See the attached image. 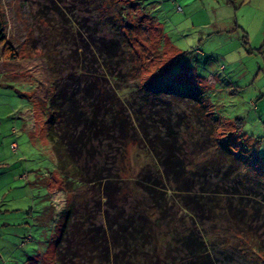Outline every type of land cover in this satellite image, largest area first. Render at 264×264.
I'll list each match as a JSON object with an SVG mask.
<instances>
[{
	"label": "rangeland",
	"instance_id": "obj_1",
	"mask_svg": "<svg viewBox=\"0 0 264 264\" xmlns=\"http://www.w3.org/2000/svg\"><path fill=\"white\" fill-rule=\"evenodd\" d=\"M0 5L7 40L22 57L38 58L32 64L45 70L50 66L54 79L75 66L102 88L117 90L116 82L130 88L121 97L132 117L152 114L145 120L157 133L167 130L163 119L170 122L195 172L180 187L159 161L153 148L161 150L159 142L143 145L137 134L125 145L96 139L80 163L89 178L101 176L104 183L101 191L75 185L74 221L82 231L91 230L113 257L125 245L118 229H110L118 202L134 216L131 230L146 226L145 240L123 247L130 264H180L186 253L179 238L186 229L208 237L215 264H249V257L264 264V0H0ZM98 37L121 41L118 60L97 57ZM39 71H10L0 59V264H56L74 197L63 182L66 149L52 134L59 123L56 111L34 98L45 93L37 79L45 74ZM138 83L160 84L188 100L168 95L148 102L132 91ZM98 99L100 107L107 105L106 98ZM206 113L218 122V140L245 166L230 172L231 162L222 170L208 164L214 147L203 139ZM107 185L116 194L112 204L105 198ZM81 244L85 255L75 264H109L101 246L96 251L91 243ZM121 257L118 264H126Z\"/></svg>",
	"mask_w": 264,
	"mask_h": 264
},
{
	"label": "trees",
	"instance_id": "obj_2",
	"mask_svg": "<svg viewBox=\"0 0 264 264\" xmlns=\"http://www.w3.org/2000/svg\"><path fill=\"white\" fill-rule=\"evenodd\" d=\"M94 36H90V39H94ZM98 42H96L95 49L97 52L98 58H103L105 61L113 62L115 59L118 60V57L123 52V46L119 39H110L104 40L98 37ZM96 40V39H95ZM85 48V46H83ZM0 49H2V55L0 59L5 61L6 67L10 71H30L32 74L39 75L41 71H44V80H39L40 76L37 78L39 82L42 83L44 89V96L41 98L40 96H34L36 99L40 100L42 103L50 104L51 107H54L56 111L55 119L59 122L58 125L53 126L52 134L56 135L59 138V142L66 149V159L62 161V174H66L67 177L63 178L64 187L72 195L71 202L69 204L68 211L65 212L66 215V224L64 227V231L60 240V248L58 249V256L55 260L56 264H75L78 260L84 258L85 248L82 246L81 242L86 245L87 242L91 243L93 246V250L97 249L99 251V246H101L105 252H102L105 259V263L113 264L119 263V253L122 254L121 260L126 264H130L131 260L130 253L127 252V249L123 250V247L128 246L129 243L139 242L142 238L145 240V232L143 225L140 227L135 226V231L131 230L129 227L133 226V215H127L124 208L118 206V202L114 203L116 199V194L111 193L109 186H105V198L109 204L114 203V207L112 210L118 211L116 224L114 221L110 226V229H118L122 240H125V245H120V249L114 253L113 257L110 256V252L106 246L103 247L101 244H97L95 241V236L92 237L90 232L91 230L82 231L80 226H77L79 221H74L76 210H77V201L75 198L74 190L76 191L75 185L78 182L84 184H91V190L95 191L96 189H100L104 183V179L101 176H97L95 178H89L90 172L86 170L84 167H81L82 159L86 156H83V153L91 154L93 149V142L96 139L104 141L117 142L120 144H124L128 142L132 135L137 134V137L140 136V142L143 145H147L149 142L154 146L157 142H159V147L161 150H157V146L153 147L156 153L159 155V161L164 168L168 177H173L179 184V186H183L184 182L187 179H190L192 176L193 170L189 168V166L185 163L184 157L181 155V140L178 137V132L172 128L170 122H166L163 119L164 127L167 126L166 131H162L163 129H158L160 132H152L149 129V124L145 120V118L151 117V115L141 114L140 116L132 117L130 111L128 110L127 104L122 100L123 96H127L125 93L129 89L125 86L117 84V90L114 89V85L104 86L103 88L98 85L97 81L94 79L92 81L90 79V75L86 76L84 70L79 69L73 66L72 71L67 76H63V79L55 78L52 74V69L49 66L46 70L43 66H34L33 62H36L38 58L35 57H22L7 40L6 34V26L4 21V15L2 12V7L0 5ZM89 49V46L87 47ZM86 49V53L87 50ZM92 52V51H90ZM93 53V52H92ZM92 55L93 54H87ZM81 56V55H77ZM93 58H96L94 55ZM86 60V55L84 56V62H88ZM80 63L79 58L77 59ZM29 65L32 67L29 68ZM46 71V72H45ZM114 79V74H111ZM111 88V89H110ZM39 90V85L37 87ZM35 90V93L40 92ZM132 91L135 92V96H141L144 100L151 102L150 98L155 96V99L162 98L163 96H174L176 98L188 100L187 95L184 93H179L173 91L169 88H164L160 84L156 87H152L150 85H142L141 83L135 84V87L132 86ZM121 92V94H120ZM139 94V95H138ZM106 98L105 104L106 106L100 107L98 102L100 100L98 98L101 97ZM150 97V98H148ZM108 98L111 100L116 99L117 104L112 105L108 102ZM94 102V103H89ZM130 99L127 100L129 102ZM121 102V104H120ZM131 102V101H130ZM132 103H134L132 101ZM198 107H202L199 105ZM205 107V106H204ZM202 107L201 109H204ZM104 108V110H103ZM142 109L141 106H138V110ZM102 109V110H101ZM150 113V112H149ZM100 118V119H99ZM159 118V117H158ZM203 118V117H202ZM206 123L209 124L207 127V131L203 134V139L207 142L211 143V147H214L213 153L210 151V158H208V164L218 168V170H222L226 168L228 162H231L230 166L227 168L228 171L231 172L232 168L239 167L240 165H244V162L238 157V154L231 151L228 147H226L223 143H221L217 138L218 127L216 123L212 120V116L209 113L205 114ZM204 123V124H206ZM240 120H238L237 127L239 126ZM153 129L156 128L155 124H151ZM51 131V130H50ZM172 139L173 142L166 141L165 136ZM138 139V138H137ZM166 141V142H165ZM160 151H166V153H162ZM209 167H204V170L209 172ZM66 171V172H65ZM195 173V172H193ZM75 177V178H74ZM79 177L80 179H76ZM159 209H162L160 207ZM204 205H202V211L204 212ZM231 212L233 210L232 202L230 203ZM207 212H210L207 209ZM225 212V211H224ZM227 212V211H226ZM64 215V216H65ZM110 220V218H109ZM82 226L84 227V223ZM111 223V222H110ZM70 224V225H69ZM129 228V229H128ZM107 234V232H106ZM241 234V233H240ZM114 237V236H113ZM148 241V240H147ZM179 241L183 246L186 256L180 264H215L213 260V255H211V251L208 246V237L202 234V232L198 230H185L183 234H180ZM102 249V250H103ZM101 250V249H100ZM121 250H123L121 252ZM73 253L72 256L70 254ZM75 256V257H74ZM71 257H74L75 260L71 262ZM126 257V258H125ZM94 259V258H92ZM249 264H262L260 261H255V259L249 257Z\"/></svg>",
	"mask_w": 264,
	"mask_h": 264
}]
</instances>
